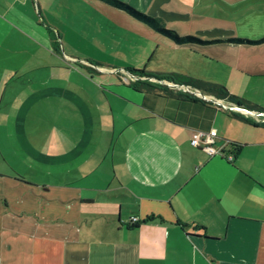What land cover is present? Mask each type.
Masks as SVG:
<instances>
[{"label": "crops", "instance_id": "1", "mask_svg": "<svg viewBox=\"0 0 264 264\" xmlns=\"http://www.w3.org/2000/svg\"><path fill=\"white\" fill-rule=\"evenodd\" d=\"M82 1L138 39L125 70L174 78L96 83L32 0H0V264H264V39H223L263 35L264 0H125L206 40L184 42ZM199 80L252 105L224 108ZM209 127L222 153L190 143Z\"/></svg>", "mask_w": 264, "mask_h": 264}, {"label": "rangeland", "instance_id": "2", "mask_svg": "<svg viewBox=\"0 0 264 264\" xmlns=\"http://www.w3.org/2000/svg\"><path fill=\"white\" fill-rule=\"evenodd\" d=\"M32 2L38 9H35L37 17L41 16L44 23L56 33L58 47L52 48L60 52L61 58L66 53L80 61L87 59L103 63V68L87 61L83 66L84 71L93 69L85 73H88L96 83L107 85L110 79L117 81L123 79L122 76L129 75L128 70L123 68V63L135 59L138 39L134 35L113 24L114 21L109 22L110 19L106 15L86 5L82 0H32ZM149 65L152 64L149 63ZM111 66L113 68L109 69L108 67ZM107 97L111 98V101L119 100L114 95H107ZM64 110L69 113L70 108L67 107ZM62 121L63 125L61 122L57 126L53 124L52 129L55 130L56 136L53 142H49L48 149L61 146L62 136L70 133L69 124L63 118ZM106 137L100 145L106 144L104 141Z\"/></svg>", "mask_w": 264, "mask_h": 264}, {"label": "trees", "instance_id": "3", "mask_svg": "<svg viewBox=\"0 0 264 264\" xmlns=\"http://www.w3.org/2000/svg\"><path fill=\"white\" fill-rule=\"evenodd\" d=\"M104 1L114 7L120 8L122 10H124L126 13H128L129 15L133 16L136 19H139L141 21H143L144 23L148 24L149 26H151L153 29H155L156 31L168 36L169 38H171L173 41L175 42H184V41H206V40H202L192 34H178L173 28L166 26L163 21L161 20V18L148 14L142 10H139L137 8H135L134 6H132L131 4H129L127 1L125 0H101ZM49 32L51 33V29L48 27ZM225 40H232V41H239V42H257V41H261L264 39V34L261 35L258 38H246V37H240V36H233V37H226L223 38ZM52 47L54 49H57L58 45L57 42L55 40V38H53L52 41ZM94 63H96V61H93ZM92 63V61H91ZM129 72L131 73H136L137 75H154L157 77H164V78H168V79H173L174 77L169 75V74H153V73H148L146 72L143 68H135V67H127L126 68ZM180 79V78H178ZM182 81H186L183 80ZM144 83V81H140V80H136L133 79L130 81V84H132L133 86L139 87L140 84ZM200 87H202V89L207 90V91H211L212 93H214L217 96H221V97H226L228 100L237 103V104H245V105H252L250 104L246 99L241 98L235 94L229 93L226 88L218 83V82H213V81H208V80H199L198 81ZM137 223V220L134 222H130V224H135Z\"/></svg>", "mask_w": 264, "mask_h": 264}, {"label": "built area", "instance_id": "4", "mask_svg": "<svg viewBox=\"0 0 264 264\" xmlns=\"http://www.w3.org/2000/svg\"><path fill=\"white\" fill-rule=\"evenodd\" d=\"M132 77L135 78L136 76L132 75ZM180 86H182V88L186 91H191V89L187 85L180 84ZM215 101H217L224 108L233 109L238 107L236 103L230 100L228 102H222L221 100H215ZM251 111L255 114L261 113L264 116V111H258V110H251ZM215 136H216V131L214 127H209L206 130L194 129L189 134V141L193 145L199 146L208 153H217V152L222 153L224 144H226L228 141L223 140L221 143L216 144L214 142ZM224 154L227 158L232 157L231 151H226L224 152ZM136 220L137 217L135 215L129 216V222H134Z\"/></svg>", "mask_w": 264, "mask_h": 264}]
</instances>
